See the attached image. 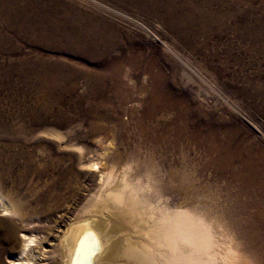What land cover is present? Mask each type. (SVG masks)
I'll list each match as a JSON object with an SVG mask.
<instances>
[{"label":"rangeland","instance_id":"374dc122","mask_svg":"<svg viewBox=\"0 0 264 264\" xmlns=\"http://www.w3.org/2000/svg\"><path fill=\"white\" fill-rule=\"evenodd\" d=\"M56 1L111 25L118 40L112 54L127 59L122 70L129 77H123L129 95L113 96L109 90L105 105L114 110L108 117H77L73 103L79 102L84 110L88 101L94 100H84L87 87L85 78L79 75L76 88L66 95L62 107L56 106L48 114L47 123L31 131H19L28 122L24 112L45 100L40 98L38 81L13 75L9 60L26 53L34 57L35 53L29 49L20 53L0 50V71L9 72L10 85L4 86L0 75V118L3 123L12 120L16 127L7 131L0 121V195L31 218L26 230L17 231L18 240L0 243L4 262L14 264L12 259L25 238L36 235L46 256L40 264H53L63 234L99 186L101 174L112 168L119 175L132 163L137 167L134 166L136 176L152 168L149 175L169 203L181 204L187 197L197 210L211 213L222 232L227 231L225 234L238 244L239 264H264L260 240H253L246 232L248 227L261 228L264 235V212L256 204L261 201L264 181V43L256 42L247 29L250 26L257 30V19L264 23V0H222L224 6L211 0ZM184 2L206 5L219 12L227 9L230 14L218 17V23L225 22L226 27L217 23L218 29L210 37L176 30L167 8ZM41 52L91 70L100 68L98 63L73 53L49 49ZM126 69L131 72L125 74ZM153 83L158 85L165 103H176L190 130L199 126L212 133L207 145L217 147L218 152L207 150L205 145L197 146L189 137L177 139L175 110L164 107L146 114ZM93 120H101L99 123L108 127V133H90ZM218 155L223 162L217 167L212 159ZM99 162L106 166L98 168ZM104 213L111 219L107 228L109 245L118 242L122 246L124 237L141 239L134 219L115 221L112 210ZM97 215L101 221L105 218L103 213L104 216ZM13 223L21 224L16 216L5 215L0 208V235Z\"/></svg>","mask_w":264,"mask_h":264},{"label":"bare ground","instance_id":"6f19581e","mask_svg":"<svg viewBox=\"0 0 264 264\" xmlns=\"http://www.w3.org/2000/svg\"><path fill=\"white\" fill-rule=\"evenodd\" d=\"M204 1L206 3V0ZM213 2H218L224 6L222 0H211V3ZM227 14L230 13L225 8L220 12L213 11L209 7L206 8V5L195 4V2L191 5L184 2L167 8V15L175 21L173 27L176 30H184L195 35L204 34L207 37H210L215 31L219 21L218 17ZM256 23L258 24L257 30H251L250 26L246 27L251 31L256 42L264 43V23L259 19L256 20ZM218 26L226 27V23H218ZM8 32H11L13 36ZM117 46V35L108 22L89 17L77 9L60 4L56 0H0V50L7 49L14 53H20V51L29 49L35 53L34 57L26 56L29 54L26 53L24 57L10 59L9 62L12 65L10 71L18 77L35 78L40 85V98L45 100V103L23 111L28 122L21 125L19 131H31L36 126H40V123H47L48 114L53 111L54 107L59 105L62 107L67 100L66 95L76 88V77L79 75L85 78L84 85L87 87L84 100L87 97H92L94 100H87L88 107L84 110L80 107L79 102L73 103L76 116L81 118L83 116L108 117L113 108H106L107 92L112 90L113 96L120 95V93L129 95V87L123 80L126 75H123L122 70L123 62L127 59L112 54ZM38 48H40V53ZM42 49L73 53L85 58L86 61L98 63L100 68L91 70L77 66L65 59L46 55L41 52ZM8 73L0 71L6 87L9 85ZM151 90L147 101V115H151L156 110L164 109V107L175 110L178 125H176L174 135L177 139L189 137L196 142L197 146L205 145L207 150L218 152L217 147L207 145L212 133H207L199 126H194L193 130H190L181 110H177L176 103L174 101L165 103L156 83L152 84ZM0 121L7 131L16 129L12 120L9 121L10 124L9 122L3 123L1 118ZM97 121L93 120L89 124V132L93 135L94 133H99V135L100 133H108V127L104 123H99L101 120ZM24 134L26 135L25 132ZM102 140L100 138L99 141L102 142ZM222 162V157L219 155L212 159V163L217 167ZM96 164L98 168H102L105 162ZM134 166L131 163V165L123 168L119 175H115L112 168H108L107 172L104 171L101 174L99 186L75 214L76 216L71 220L65 234H63L60 249L57 251L56 257L53 258V264H72L74 256L78 264H239L238 244L236 245L232 240L233 238L231 237V239L226 235L227 231H225L226 234L222 232L219 222L214 219L215 217H212L211 213L203 209L197 210L193 202H190L187 197L183 198L181 204L169 203L166 198L167 195L165 196L159 190L149 175L152 168L147 167L141 176H136V166ZM261 188V201L259 200L260 202L257 203L256 200H253L264 212V181H262ZM181 192L183 193V191ZM3 197L0 195L1 210L4 214L16 216L21 224L15 226L16 224L13 223L6 227L7 230L5 229L0 235V243L18 240L17 231L26 230L28 221L31 219L30 215L20 206L12 204ZM105 210H112L111 217L115 221L126 218L134 219L137 227L135 229H138L136 231L141 239L133 241L130 237H124L121 241L122 246L118 242L109 245L111 235L107 228H109L111 219L104 213ZM97 214L105 217L102 219L103 221L97 218ZM250 219L252 220V218ZM130 229L132 231L133 228ZM258 230L246 228V232L252 235L253 240H260L259 247L264 251V235L262 232L260 233L261 228ZM45 257L41 252L40 238L38 239V236L33 235L25 238L18 254L12 261L14 264H40V261L44 260ZM0 264H7L2 259L1 251Z\"/></svg>","mask_w":264,"mask_h":264},{"label":"clouds","instance_id":"9594fccd","mask_svg":"<svg viewBox=\"0 0 264 264\" xmlns=\"http://www.w3.org/2000/svg\"><path fill=\"white\" fill-rule=\"evenodd\" d=\"M130 72H131V69H126V73H130ZM125 79H128L127 75L125 76ZM129 83H133V81L129 80Z\"/></svg>","mask_w":264,"mask_h":264},{"label":"snow or ice","instance_id":"6c2138e0","mask_svg":"<svg viewBox=\"0 0 264 264\" xmlns=\"http://www.w3.org/2000/svg\"><path fill=\"white\" fill-rule=\"evenodd\" d=\"M6 215H7V213H5ZM30 243H31V241H30ZM72 264H78V261H77V259L75 258V256H74V258H73V262H72Z\"/></svg>","mask_w":264,"mask_h":264}]
</instances>
